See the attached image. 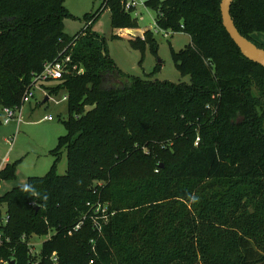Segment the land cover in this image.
<instances>
[{
    "label": "trees",
    "instance_id": "obj_1",
    "mask_svg": "<svg viewBox=\"0 0 264 264\" xmlns=\"http://www.w3.org/2000/svg\"><path fill=\"white\" fill-rule=\"evenodd\" d=\"M220 1H143L159 30L189 36L171 53L189 81L172 82L118 68L88 27L96 13L70 36L64 0H3L0 106H21L32 76L65 50L48 89L66 91L67 118L46 174L0 195V264H264V67L230 38ZM102 4L112 29L138 28L125 0ZM230 14L264 48L252 38L264 33V0H233ZM151 34L130 46L156 51ZM14 175L13 165L0 169V180ZM97 205L109 217L98 231ZM36 235H49L38 256L27 243Z\"/></svg>",
    "mask_w": 264,
    "mask_h": 264
},
{
    "label": "rangeland",
    "instance_id": "obj_2",
    "mask_svg": "<svg viewBox=\"0 0 264 264\" xmlns=\"http://www.w3.org/2000/svg\"><path fill=\"white\" fill-rule=\"evenodd\" d=\"M144 0H125L127 4L135 2L131 16L137 19V29H112L110 25V13L102 9L103 0H64V6L71 13V17L63 20L64 32L75 36L82 31L85 25L84 15L95 14L96 16L88 22H93L88 27L99 35L106 38L108 53L124 73L139 76L151 80H168L172 82H188V76H182L175 69L171 57L172 51H178L190 42L185 32H171L167 35L156 27L157 13L144 6ZM0 7L3 8V0H0ZM101 7V8H100ZM99 10V11H98ZM146 30L152 31L158 48L151 50L148 46L144 51L133 49L130 46V39L142 37ZM252 38L264 44V33H252ZM58 80H48L35 89V96L28 103L22 104L17 109L20 111L16 120L5 122L4 108L0 106V169L6 164L13 165L14 177L0 180V195L5 194L12 188L24 186L30 176H43L52 164L50 150L56 147L58 137L65 134L66 126L64 121L67 118L66 100L63 97L66 91L63 89L50 93V89L57 86ZM45 94L50 99L44 101ZM51 117V119H48ZM199 140L197 139L195 145ZM172 145L171 143H165ZM162 148V147H161ZM162 163V162H161ZM67 168L65 152H62L60 160L56 165V172L65 174ZM158 170L153 171L156 173ZM6 205H0V224L5 222ZM109 217H107L108 220ZM91 224L95 226L101 223V218H90ZM106 220V222H107ZM104 222V224L106 223ZM95 223V224H94ZM81 225V224H80ZM80 227H74L78 230ZM49 235L31 236L32 243L30 251L38 256L41 244Z\"/></svg>",
    "mask_w": 264,
    "mask_h": 264
},
{
    "label": "built area",
    "instance_id": "obj_3",
    "mask_svg": "<svg viewBox=\"0 0 264 264\" xmlns=\"http://www.w3.org/2000/svg\"><path fill=\"white\" fill-rule=\"evenodd\" d=\"M130 6L135 7V2L129 3V4H127L125 2V7L127 9ZM88 24H90V22H88ZM161 31H163V30H161ZM164 33H165V35L168 34L167 32H164ZM65 48H67V47H65ZM64 51L65 50L59 52L53 60H51L49 62H45L42 70L39 73H36L32 76L31 82L29 83V85L26 87V89L23 92V95L21 98V106L24 103L30 102V100L35 96V89L40 88V85L43 82L48 81V80H59L62 77L63 71H64V61L61 59V56L64 53ZM45 96L48 97V99H50L49 94H45ZM66 99H67V96L65 95L63 97V100H66ZM19 111H20V109H17V108H8V107L4 108L3 109V112L5 113L4 121L9 122V121L15 119L17 124H18L20 121V117L17 116V113ZM48 119H51V117H48ZM91 216H92L91 218L100 217L102 219L101 223H99V226L94 223L95 226L98 227L99 229H100L101 224L106 222L107 217H108V215L106 213V208H103L100 205H97V207L94 211V214ZM79 226H80V223L76 225V227H79ZM27 243L31 249L32 243H30L29 241ZM53 260L56 261L55 256L53 257Z\"/></svg>",
    "mask_w": 264,
    "mask_h": 264
},
{
    "label": "water",
    "instance_id": "obj_4",
    "mask_svg": "<svg viewBox=\"0 0 264 264\" xmlns=\"http://www.w3.org/2000/svg\"><path fill=\"white\" fill-rule=\"evenodd\" d=\"M233 0H221L220 12L221 20L224 28L239 48L242 55L250 61L257 63L264 67V48L257 46L254 42L244 37L235 26V23L230 14V7ZM161 166V164H159ZM14 262L12 261V264Z\"/></svg>",
    "mask_w": 264,
    "mask_h": 264
},
{
    "label": "crops",
    "instance_id": "obj_5",
    "mask_svg": "<svg viewBox=\"0 0 264 264\" xmlns=\"http://www.w3.org/2000/svg\"><path fill=\"white\" fill-rule=\"evenodd\" d=\"M47 99H48V97L45 96V97H44V101H46ZM48 100H49V99H48Z\"/></svg>",
    "mask_w": 264,
    "mask_h": 264
}]
</instances>
